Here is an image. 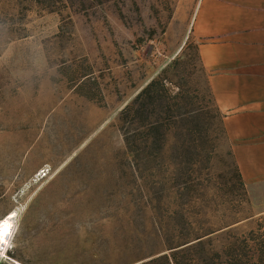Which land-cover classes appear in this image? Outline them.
Segmentation results:
<instances>
[{"label": "rangeland", "instance_id": "374dc122", "mask_svg": "<svg viewBox=\"0 0 264 264\" xmlns=\"http://www.w3.org/2000/svg\"><path fill=\"white\" fill-rule=\"evenodd\" d=\"M197 3L0 0V221L16 212L0 264H167L150 260L168 252L175 210L233 222L209 237L219 254L205 264L262 257L264 184L242 185L219 121L189 193L170 157L126 154L120 114L154 78V110H218L192 33Z\"/></svg>", "mask_w": 264, "mask_h": 264}, {"label": "crops", "instance_id": "0c3cea01", "mask_svg": "<svg viewBox=\"0 0 264 264\" xmlns=\"http://www.w3.org/2000/svg\"><path fill=\"white\" fill-rule=\"evenodd\" d=\"M192 33L242 178L264 184V0H198Z\"/></svg>", "mask_w": 264, "mask_h": 264}, {"label": "trees", "instance_id": "16d2710c", "mask_svg": "<svg viewBox=\"0 0 264 264\" xmlns=\"http://www.w3.org/2000/svg\"><path fill=\"white\" fill-rule=\"evenodd\" d=\"M158 79L154 78L151 83L144 88L131 105H127L121 112V133L126 148L127 156L134 158L144 157L146 160L160 161L164 156L170 157L172 166V179L176 182V177L184 175L186 177L181 186L186 192L192 189L194 175L199 164V158H206L207 148L212 150V133L215 131V123H221V132L227 140H230L225 127L224 116L222 118L220 110H214L213 115L208 110H154L159 97L154 91ZM211 94V92H210ZM212 97V96H211ZM175 98V97H174ZM140 101V102H139ZM139 102V109L134 108V104ZM176 105V104H175ZM173 106V105H172ZM218 109V108H217ZM178 141L180 150H175L168 155L165 147L169 146L171 139ZM230 154L233 156L232 147ZM236 163V161H235ZM238 168V165L236 163ZM159 170V169H158ZM181 174V175H180ZM239 180L244 185L242 175L238 168ZM160 183V182H158ZM181 188V189H182ZM180 191V190H179ZM181 197V194H177ZM204 215V211H173L171 218L180 217L182 224H172L171 227H164L161 232L163 251H168L150 262L164 260L167 264H205L204 258L214 254L210 245V236L215 232L231 225L233 222H224L217 226H203L199 217ZM172 228V231H168ZM150 251V254H156ZM262 257H257L252 261L254 264L264 263V252ZM256 255V252L254 251ZM211 264H224L215 262ZM232 264V263H230Z\"/></svg>", "mask_w": 264, "mask_h": 264}, {"label": "bare ground", "instance_id": "6f19581e", "mask_svg": "<svg viewBox=\"0 0 264 264\" xmlns=\"http://www.w3.org/2000/svg\"><path fill=\"white\" fill-rule=\"evenodd\" d=\"M16 212H11L8 216L0 221V245L4 249H7L11 243V236L14 230V218ZM6 241V242H5Z\"/></svg>", "mask_w": 264, "mask_h": 264}, {"label": "snow or ice", "instance_id": "6c2138e0", "mask_svg": "<svg viewBox=\"0 0 264 264\" xmlns=\"http://www.w3.org/2000/svg\"><path fill=\"white\" fill-rule=\"evenodd\" d=\"M6 242V241H5Z\"/></svg>", "mask_w": 264, "mask_h": 264}]
</instances>
